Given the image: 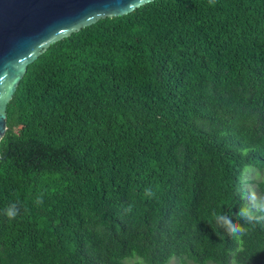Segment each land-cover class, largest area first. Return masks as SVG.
<instances>
[{"label": "trees", "instance_id": "obj_1", "mask_svg": "<svg viewBox=\"0 0 264 264\" xmlns=\"http://www.w3.org/2000/svg\"><path fill=\"white\" fill-rule=\"evenodd\" d=\"M5 121L0 264H264V0L99 19L27 66Z\"/></svg>", "mask_w": 264, "mask_h": 264}, {"label": "water", "instance_id": "obj_2", "mask_svg": "<svg viewBox=\"0 0 264 264\" xmlns=\"http://www.w3.org/2000/svg\"><path fill=\"white\" fill-rule=\"evenodd\" d=\"M152 0H0V140L6 106L27 66L52 43Z\"/></svg>", "mask_w": 264, "mask_h": 264}, {"label": "rangeland", "instance_id": "obj_3", "mask_svg": "<svg viewBox=\"0 0 264 264\" xmlns=\"http://www.w3.org/2000/svg\"><path fill=\"white\" fill-rule=\"evenodd\" d=\"M248 177L253 179L255 183L251 184L250 187L254 190V194L256 196L260 195V192H259V189L257 188V185L256 183L260 182V181H263L264 178L262 176H259L258 174H254V173H250L248 174ZM248 203L250 204L251 203V200L248 201ZM134 259H131V260H127L126 261V264H133L134 263ZM168 264H193L191 262H188V261H185V263H182L180 260H178L177 258H173L169 261ZM211 264V263H209ZM230 264H235L233 262V260H231V263Z\"/></svg>", "mask_w": 264, "mask_h": 264}]
</instances>
